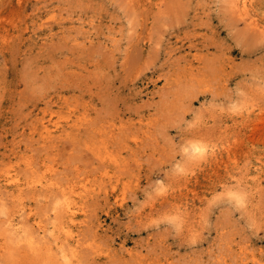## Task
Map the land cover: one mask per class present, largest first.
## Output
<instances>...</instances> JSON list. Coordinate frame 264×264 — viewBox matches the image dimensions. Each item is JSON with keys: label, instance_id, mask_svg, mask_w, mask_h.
I'll use <instances>...</instances> for the list:
<instances>
[{"label": "rangeland", "instance_id": "374dc122", "mask_svg": "<svg viewBox=\"0 0 264 264\" xmlns=\"http://www.w3.org/2000/svg\"><path fill=\"white\" fill-rule=\"evenodd\" d=\"M241 1L0 0V264H264V0ZM71 183L75 255L32 254Z\"/></svg>", "mask_w": 264, "mask_h": 264}, {"label": "bare ground", "instance_id": "6f19581e", "mask_svg": "<svg viewBox=\"0 0 264 264\" xmlns=\"http://www.w3.org/2000/svg\"><path fill=\"white\" fill-rule=\"evenodd\" d=\"M248 1L249 0H242L240 2V10L239 14L241 16H244L247 14V8H248ZM254 26L258 27L254 21L251 23ZM44 129L46 133H49V127L44 126ZM198 151L201 155H204L206 153V148H198ZM18 179V178H17ZM17 179L7 178L5 181H7L8 185H14L17 189V191L22 192L23 187L26 186L28 189L33 191V194H37V192H40V190L44 191L45 189H49L53 186H55V183L52 182L51 179H46V176L43 178H39L38 180H32L28 181L25 184L20 183L17 181ZM35 179V178H32ZM77 189H79V192H77ZM56 195L58 196V202L56 207V216L57 223L52 226V232L49 235V229L45 226L41 225L39 222L35 224L34 228L28 229L26 231V240L25 244L27 246V249L32 254H35L37 252L46 251L48 253H51L53 248L61 249L63 254V258L66 259L67 262H70L69 255L72 256L75 255V244L76 240L73 236V227L75 222L77 221V214L78 211L81 209L79 207V200L77 199V195H79L81 192L86 190V185L82 187V190L78 187L77 184L71 183L68 186H57L56 187ZM32 193V192H31ZM77 194V195H76ZM18 223H14L11 219L8 220V227L11 231H13L15 234L19 235L23 229L19 228L17 226ZM22 229V230H20ZM49 236V237H48ZM51 238V240L49 239ZM67 250V251H66ZM50 255V254H49Z\"/></svg>", "mask_w": 264, "mask_h": 264}]
</instances>
